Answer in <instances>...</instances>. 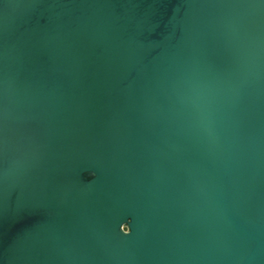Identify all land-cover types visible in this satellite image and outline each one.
Masks as SVG:
<instances>
[{
	"label": "water",
	"instance_id": "95a60500",
	"mask_svg": "<svg viewBox=\"0 0 264 264\" xmlns=\"http://www.w3.org/2000/svg\"><path fill=\"white\" fill-rule=\"evenodd\" d=\"M0 264H264V0H0Z\"/></svg>",
	"mask_w": 264,
	"mask_h": 264
},
{
	"label": "clouds",
	"instance_id": "9594fccd",
	"mask_svg": "<svg viewBox=\"0 0 264 264\" xmlns=\"http://www.w3.org/2000/svg\"><path fill=\"white\" fill-rule=\"evenodd\" d=\"M123 234H124L125 236H128V235L131 234V231H130L128 228H125L124 231H123Z\"/></svg>",
	"mask_w": 264,
	"mask_h": 264
}]
</instances>
